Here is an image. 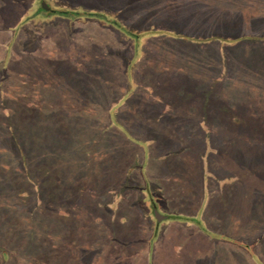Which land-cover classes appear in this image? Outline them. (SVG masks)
<instances>
[{"label":"rangeland","instance_id":"obj_1","mask_svg":"<svg viewBox=\"0 0 264 264\" xmlns=\"http://www.w3.org/2000/svg\"><path fill=\"white\" fill-rule=\"evenodd\" d=\"M36 1L0 0V264H101L94 226L135 229V190L180 223L204 200L193 224L229 238L195 264H264V0Z\"/></svg>","mask_w":264,"mask_h":264},{"label":"crops","instance_id":"obj_2","mask_svg":"<svg viewBox=\"0 0 264 264\" xmlns=\"http://www.w3.org/2000/svg\"><path fill=\"white\" fill-rule=\"evenodd\" d=\"M187 94L189 93H186V95ZM184 98L185 100L183 102H186L184 103V107L190 103L194 104L196 101L194 98H191V96L188 97V95ZM135 102H137L135 108L140 109L142 107L143 109L141 112L145 113V101L138 100ZM181 111L182 112H180L179 115L185 114L183 110ZM185 128H187V130L191 129L188 127ZM170 129L171 131H175L176 127L173 128L172 126V128H169L168 130L170 131ZM174 135H176V138L173 137ZM174 135L166 137V144H162L163 147L166 146V149L164 150L165 153L170 151L172 146L174 147L175 144V151L187 148V146L182 144V138L186 137L187 135L191 136L192 134L190 132H184L180 134L176 133ZM160 154L161 153H159V155ZM178 161L181 162L180 160ZM174 162L175 160L173 163ZM135 184H137L136 186L140 187V189L147 190L148 193H150V189H158L159 191L163 192V187L154 182L149 184L139 179V182H136ZM135 192L136 193L133 195L135 197L137 196V202L140 205L139 207L143 208L141 210L143 213L141 220H139L140 218L138 219L137 215L136 218L138 220L135 221V229L127 231L128 228H123V234L119 233V229L115 227H102L100 226L101 224L98 226V228L94 226L92 243L95 246L94 248L97 249L96 252L98 255L95 256L96 259L93 257L95 260L93 259L94 261L92 260V262L97 263L101 260V264H150V262H152L151 264H195L197 261L196 255L198 254V248L199 250L203 248L206 250L210 249L211 253V251L218 249L219 246L216 245H219L220 241L226 243V241H223V239L227 240L229 238L227 231H224L221 225L213 226L210 224V222H206L204 223V227H201L202 229L198 230V228L193 224L192 219L195 218L194 214H199L200 211H203L201 208L204 204V200H201L200 203H197L198 206H196L198 208H196V210H188L185 212L183 214L186 215L185 223H180L176 220H166L169 214H182V212L178 211L180 210L178 207L177 209H172L170 206H165V199L161 198V207H166L167 209L164 210L167 213H163V215L165 214L167 216L159 215V218L156 219L153 215L154 211L149 209L145 204L148 194L144 193V191L138 190H135ZM189 206L194 207V204H183L184 208H188ZM154 210H158V208H155ZM214 211L216 210H212V212ZM164 220H166V224L161 225V222ZM200 224L202 225L203 223ZM142 226L143 228L141 229ZM137 230L138 233L141 232L140 235L137 233V235H134ZM96 231H98V234ZM127 233H132V235H129L131 239L125 236ZM213 234H219V237L223 239L218 240L213 236ZM208 235L211 238H209ZM220 247H223V245ZM96 252L93 250L94 255H96ZM211 255V260L209 262L214 264L215 262H212Z\"/></svg>","mask_w":264,"mask_h":264},{"label":"trees","instance_id":"obj_3","mask_svg":"<svg viewBox=\"0 0 264 264\" xmlns=\"http://www.w3.org/2000/svg\"><path fill=\"white\" fill-rule=\"evenodd\" d=\"M38 5H40V2L37 0ZM40 7V6H39ZM41 8V7H40ZM45 9H49L48 5L44 6ZM50 11V9H49ZM55 11V10H54ZM59 13L63 15L69 16H74L75 18H79L80 15H85L88 17V19L92 20H101V21H106L105 19H109L106 21V23L112 25L115 29L119 30L123 34L125 33H136V30H133L130 27H126L122 22H120L115 16H111L112 14L107 11H99V10H85L83 8L80 9V7H68L67 9L63 8L62 10L59 11ZM110 13V15H109ZM103 19V20H102Z\"/></svg>","mask_w":264,"mask_h":264},{"label":"water","instance_id":"obj_4","mask_svg":"<svg viewBox=\"0 0 264 264\" xmlns=\"http://www.w3.org/2000/svg\"><path fill=\"white\" fill-rule=\"evenodd\" d=\"M156 216H157V218H159V215L158 214H156Z\"/></svg>","mask_w":264,"mask_h":264}]
</instances>
